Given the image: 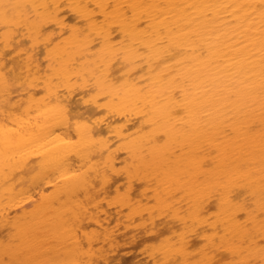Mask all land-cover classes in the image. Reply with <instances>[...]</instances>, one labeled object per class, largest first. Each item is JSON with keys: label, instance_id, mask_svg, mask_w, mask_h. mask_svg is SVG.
<instances>
[{"label": "bare ground", "instance_id": "6f19581e", "mask_svg": "<svg viewBox=\"0 0 264 264\" xmlns=\"http://www.w3.org/2000/svg\"><path fill=\"white\" fill-rule=\"evenodd\" d=\"M0 264H264V0H0Z\"/></svg>", "mask_w": 264, "mask_h": 264}]
</instances>
